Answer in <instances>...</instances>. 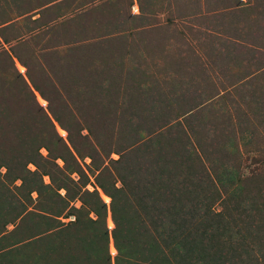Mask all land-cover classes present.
Listing matches in <instances>:
<instances>
[{"label": "rangeland", "instance_id": "rangeland-1", "mask_svg": "<svg viewBox=\"0 0 264 264\" xmlns=\"http://www.w3.org/2000/svg\"><path fill=\"white\" fill-rule=\"evenodd\" d=\"M26 171L54 192L21 209ZM88 194L107 240L75 259ZM10 200L0 264H115L112 206L135 229L121 264H264V0H0V210Z\"/></svg>", "mask_w": 264, "mask_h": 264}, {"label": "trees", "instance_id": "trees-1", "mask_svg": "<svg viewBox=\"0 0 264 264\" xmlns=\"http://www.w3.org/2000/svg\"><path fill=\"white\" fill-rule=\"evenodd\" d=\"M31 134H33V137L35 136V138H36V135H38V133H36L35 131H32ZM14 139H15V136L13 135V133L11 135H8L6 138V142H5L6 145L8 144V145L12 146L14 143ZM28 145H31V144L28 143ZM29 148H30V146H29ZM18 152H20V155L18 154ZM23 152L24 151L19 150V148L15 149V151H14L15 157H21V158L25 157L27 155V153L24 154ZM36 164H39V163H36ZM21 169H19V172L21 171ZM26 172L29 175L28 180L25 181L22 179V183L20 185L21 190L24 192V198H25L24 203L21 205V207H22L21 209H25L27 206L32 204L33 200L28 195L31 190L36 191L38 200L40 199L41 191L45 192V193L46 192L47 193H53L54 192L53 189L49 185H44L41 183V181L39 179H36V175L34 173H31L28 171H26ZM25 174L26 173H24V175ZM24 175H23V173L20 174V176H24ZM24 178H25V176H24ZM236 178H241V177L237 176ZM234 180H235V178H232L230 181H234ZM64 181L65 180L63 178L62 179L54 178V179L50 180L51 184L53 185V187L55 189L61 187L67 191V187H66V184L64 183ZM71 182H72V180H71ZM55 195H57V194L55 193ZM88 195L91 196L92 201L91 200L85 201V200H83V198L81 196L79 198L81 205H80V208L76 209V211L83 210V211H86L87 214L89 212H92L95 215V218L91 219L90 217L87 216L86 220L88 222H90L91 224H95V227L94 226L91 227V229L89 230L90 232L86 236L78 237V240L76 242H74L73 247L75 250V254L72 255V256H74L72 258H75V259H76L77 255L80 257V254H82V255L86 254L88 251L91 250V249L89 250L87 248V244L91 247V244L87 243L88 240L91 241V243L96 242V241L98 243H100L102 241L103 245L106 244V240H107V230H106V227L104 224V209L102 208L103 204L99 202L100 200L96 195H93V194H88ZM109 196L111 197V195H109ZM38 200L35 201V207L36 206L38 207V208H36L37 212L36 211H27L26 215L23 217V219H26L27 222H29L30 220L33 221V219H37V217L40 218L41 216H40L39 212L41 210H47L48 202L50 201V197L48 195H46V196L44 195V198H42L41 201H38ZM11 203L14 204L13 200L6 202V204L8 206ZM9 210L10 211L0 210V218L4 219V217H7L4 219V221H7L9 216L12 213H14V208L12 206H11V209L9 206ZM58 211H59V209L57 210L56 208L51 210V212H53L55 214L59 213ZM110 212H111V217H112V221L114 224V228L111 231V237L113 239L114 246L116 249L115 264H121L123 262V258L128 257L125 250H124V247L125 246L127 247L126 250L128 249V251H130L129 253H131V250H129L130 247H132V246L134 247V244L130 246V244H128V243L132 242L133 241L132 239H136V237L132 235V233H135V229L134 230L132 228L131 229H124L121 227V225L119 224L118 218L116 216L117 213L115 214V208L113 206L110 207ZM81 226H82V222L80 221L79 216H77V215H74L73 220L68 222V228H70V230L72 228L74 230V232L77 231L75 229L80 228ZM87 238H88V240L85 241L84 239H87ZM121 240L126 242V244L124 243V246H123V244H122V246L119 245V243H121L120 242ZM135 241L136 240H134V242ZM196 244H198V243H196V241H193L190 244V246H193L195 248ZM64 245H65V243H64ZM64 245H62V246H64ZM104 263H106V264L109 263L108 258L105 259ZM157 263L163 264L161 259Z\"/></svg>", "mask_w": 264, "mask_h": 264}, {"label": "built area", "instance_id": "built-area-1", "mask_svg": "<svg viewBox=\"0 0 264 264\" xmlns=\"http://www.w3.org/2000/svg\"><path fill=\"white\" fill-rule=\"evenodd\" d=\"M131 8L134 10L135 6L133 5Z\"/></svg>", "mask_w": 264, "mask_h": 264}]
</instances>
